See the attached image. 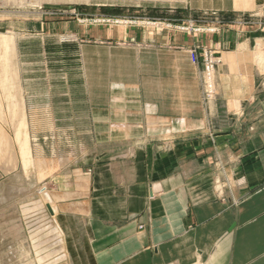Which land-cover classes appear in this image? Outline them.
<instances>
[{"label":"crops","instance_id":"crops-1","mask_svg":"<svg viewBox=\"0 0 264 264\" xmlns=\"http://www.w3.org/2000/svg\"><path fill=\"white\" fill-rule=\"evenodd\" d=\"M187 4L229 24L173 34L175 50L141 62L117 63L108 52L77 75L92 131L126 149L93 167L85 200L58 204L78 209L98 264H264V0ZM248 14L251 23L240 19ZM183 45L221 57L209 100Z\"/></svg>","mask_w":264,"mask_h":264},{"label":"rangeland","instance_id":"rangeland-1","mask_svg":"<svg viewBox=\"0 0 264 264\" xmlns=\"http://www.w3.org/2000/svg\"><path fill=\"white\" fill-rule=\"evenodd\" d=\"M187 1L0 0V264H98L75 211H51L85 200L93 167L126 150L92 131L91 101L77 75L108 52L117 63L141 62L143 53L175 50L173 34L229 24L221 13L192 12ZM61 23L76 27L54 34ZM162 35L171 45H161ZM180 50L200 66L209 100L221 57L200 46Z\"/></svg>","mask_w":264,"mask_h":264},{"label":"bare ground","instance_id":"bare-ground-1","mask_svg":"<svg viewBox=\"0 0 264 264\" xmlns=\"http://www.w3.org/2000/svg\"><path fill=\"white\" fill-rule=\"evenodd\" d=\"M18 1H19V0H18ZM21 1H23V0H21ZM43 1H53V2H55V1H56V2H58V1H70V2L73 1V2H74V1H75V2H83V3H84V2H89L90 0H43ZM137 1H141V0H137ZM250 1L252 2V0H236V5H237V7H240V6L248 7V6L250 5V3H251ZM26 2H27V1H26ZM26 2H24V3H26ZM28 2H29V1H28ZM37 3L40 4V1L37 2ZM18 5H19V4H18ZM256 55H257V54H256ZM254 57H255V56H254ZM258 60H259V59H258ZM258 60H257V61H258ZM263 61H264V60H263ZM260 62H261V61H260ZM117 102H118V101H117ZM118 104H121V103H118ZM15 113H17V112H15ZM15 113H14V114H15ZM2 114H3V113H2ZM1 119H2V118H1ZM19 121H20V120H19ZM19 121H18V122H19ZM18 122H17V123H18ZM22 122H23V121H22ZM22 122H21V123H22ZM19 123H20V122H19ZM2 125H3V124H2ZM118 126H119V125H118ZM121 126H123V125H121ZM121 126H119V127H121ZM0 127H2V126L0 125ZM21 129H22V128H21ZM2 130H3V129H2ZM0 131H1V130H0ZM122 133H123V132H121V135H122ZM3 136H4V135H3ZM0 137H1V135H0ZM1 138H2V137H1ZM1 141H2V139H1ZM1 141H0V142H1ZM1 144H2V143H1ZM1 144H0V145H1ZM5 144H6V143H5ZM3 146H4V145H3ZM5 148H6V146H5ZM5 148H4V149H5ZM4 149H3V150H4ZM7 151L11 152L10 149H8ZM25 153H26V152H25ZM28 154H29V153H28ZM2 155H3V154H2ZM13 156H14V155H13ZM48 161H49V160H48ZM49 162H50V161H49ZM41 163H42V162L40 161V162L38 163V165H41ZM43 164H46L45 161H44ZM49 164H50V163H49ZM41 166H42V165H41ZM41 166H40V167H41ZM2 189H3V188H2ZM2 191H3V190H2ZM2 191H1V192H2ZM3 197H4V196H3ZM46 197H47V196H46ZM47 198H48V197H47ZM59 198H60V197H59ZM65 208H66V209L69 208V209H71V210H78L77 208L73 209L72 207H68V206H65V205H62V206L60 205V207L58 208V207H56V206H54V205L52 204V206H51V211H52V213H58L59 210H61V209L64 210ZM67 211H68V210H67Z\"/></svg>","mask_w":264,"mask_h":264},{"label":"built area","instance_id":"built-area-1","mask_svg":"<svg viewBox=\"0 0 264 264\" xmlns=\"http://www.w3.org/2000/svg\"><path fill=\"white\" fill-rule=\"evenodd\" d=\"M213 67H214V64H213V63L209 64V71H210Z\"/></svg>","mask_w":264,"mask_h":264}]
</instances>
